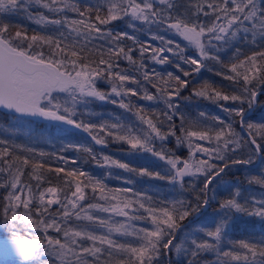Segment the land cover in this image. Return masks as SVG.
<instances>
[{"label": "snow or ice", "instance_id": "6c2138e0", "mask_svg": "<svg viewBox=\"0 0 264 264\" xmlns=\"http://www.w3.org/2000/svg\"><path fill=\"white\" fill-rule=\"evenodd\" d=\"M33 4L46 9L53 17L32 14ZM173 7L171 0H103L95 8L88 6L84 10L71 0H0V15L24 12L37 25L55 26L53 30L57 33L56 36L33 34L29 38L26 32L16 31L12 36L8 35L9 25L0 23V106L22 116L42 117L82 129L96 145L107 147L111 137L113 142L126 143L136 152L151 153L169 166L166 175L174 187L179 185L183 189L185 178L203 177V188L196 194L197 201L203 194L202 203L193 205L174 200L159 206L151 197L131 188L111 189L83 170L52 167L43 160L18 156L9 147H3L0 163L5 167H0V173L6 174L7 178L0 180V189L6 190L0 198V231L10 233L16 252L26 264H157L162 250L165 255L173 247L177 252L182 250L180 244H174L178 227L176 218L184 220L190 212L206 208L210 185L230 165L253 163L251 156L247 159H233V156L245 145L255 146L257 154L264 151V143L259 142L264 141V123H247L246 135H242L235 130L231 120L225 122L215 117L214 123L209 125L204 112L199 113V119L186 121L179 112V104L174 101L180 98L181 90L186 89L190 81L172 72L166 75L155 70L149 72L143 62L145 54L150 53L155 64H175L187 78L192 72L198 73L206 67V60L216 61L226 69V72L216 74L238 86V89L233 88L238 94H226L205 82L201 90H193V95L213 101L231 100L240 105L247 102L249 110L252 109L261 94L258 88L264 89V50L240 58L242 51L236 44H264V0H210L206 4H196L194 12L179 18L172 15ZM69 11L80 18H70ZM102 12L106 15L102 16ZM201 13L205 17L214 16L210 26L200 19ZM116 20H126L134 32L143 30L144 25H155L172 36L152 34L151 40L160 42L154 47L147 42L141 43L134 33L101 27ZM136 22H140L139 25ZM125 40L132 41V46L126 45ZM181 42L186 44L182 46ZM44 46L49 49L47 53ZM189 46L196 50L195 56L185 55ZM225 46H228L226 50L235 48L234 59L227 64L219 54ZM136 50L140 53L139 60L134 57ZM173 57L195 67L191 71L184 70ZM122 60L131 64L138 75L121 69ZM101 80L110 85L109 91L98 88ZM146 84H151L155 93L149 91ZM62 95L63 99L60 98ZM129 97L155 101L164 108L149 115L143 105L134 104ZM94 101L117 105L136 119L125 121L117 116L111 122L98 124L75 119L78 114L92 115L87 111L80 113V109L87 110ZM221 107L239 117L241 129L245 128L242 106ZM178 114L179 129L174 123ZM170 137H175L177 148L187 146V157L166 154L168 150L164 145ZM157 141L161 146L159 151ZM6 144V140L0 139V145ZM68 147L87 154L101 168L135 171L128 163L107 155L98 159L90 146ZM22 151L39 157L50 155L31 147L22 148ZM58 159L65 165L69 160L73 165L79 163L75 158L63 155ZM29 166V179L25 181L23 177ZM45 171L55 172L58 181L59 174L64 173L63 187L52 186L50 181L48 187H43ZM140 175L165 178L146 169H140ZM31 181L37 183L33 185ZM249 183L264 187V175ZM192 190H196L195 184ZM231 191L232 194L219 203V221H214L211 227H200L199 232L207 239H198L196 232L189 234L190 247L183 249L186 254L190 252L189 264H197L198 258L205 253H215L217 264H264V234L260 239L229 241L231 247H222L231 227L232 214L245 213L264 223V199L252 198L241 203V190ZM90 199L96 202H88ZM95 213L109 215L105 218ZM83 221L88 223H78ZM33 232L38 234L30 235Z\"/></svg>", "mask_w": 264, "mask_h": 264}, {"label": "trees", "instance_id": "16d2710c", "mask_svg": "<svg viewBox=\"0 0 264 264\" xmlns=\"http://www.w3.org/2000/svg\"><path fill=\"white\" fill-rule=\"evenodd\" d=\"M72 3L77 4V6L84 10L88 6H92L95 8L99 4L103 2V0H71ZM174 7L171 10L172 15L176 18H179L181 15L195 11V5L198 3L210 2V0H171ZM159 7H164L162 5H157ZM207 10V9H205ZM32 14L43 13L49 17H53L52 13H49L46 9L40 8L39 6L33 4L31 7ZM67 15L70 18L79 19L80 17L74 13L69 11ZM93 17L95 16V12L92 13ZM101 15H106V12H102ZM200 19L204 21V23L208 26L211 25L214 16L209 15L205 17L202 13L200 14ZM30 21V22H29ZM32 20L28 18V14L24 12H17L15 14H2L0 15V23H7L9 25L8 35H15L16 31L26 32L28 37L30 38L33 34L36 35H52L56 36L57 33L53 30L55 26H40L37 24L31 23ZM139 25L140 22H136ZM107 27L115 31H127L133 30L127 26L126 20H116L112 21ZM149 28H151V32H149ZM145 30V31H144ZM144 32L145 42L152 46H156V40H151V33H161L166 35V37H171L172 33L166 32L163 29H157L155 25H144L143 30L131 32L136 36L142 35ZM179 40V38H176ZM141 43H144L140 40ZM126 45L132 46V41L125 40ZM182 46L186 44V42H181ZM27 46V41L24 42V47ZM236 47H239L242 51V55L240 58L244 56L250 55L252 52H258L264 50V44L261 45H251L240 42L236 44ZM228 46L222 48L220 50L221 60L227 64L231 63L234 59L235 48L228 49ZM39 50V49H36ZM44 51L47 53L49 51L47 46H44ZM150 53H146L143 59L144 64L147 65L150 69H154L157 72H160L163 75H166L167 72H172L174 75L181 76L182 79H188L190 81L189 86L186 89L181 90V96L174 103L179 104V112L183 115L185 120H195L199 119V113L204 112L206 117L204 119L207 120L209 125L214 123V118L219 117L225 122L234 121V128L237 132H240L242 135L243 132L240 130V119L236 117L234 114H229L223 110L221 106L234 108V107H243L245 112L249 111L248 104L245 102L243 105H240L239 102H233L231 100L224 101H213L209 99H205L203 97H197L193 95V90H201L205 82L213 85L217 88V90L224 92L226 94H238L233 92V88H237L238 86L234 85L231 81L225 80L222 75H217V72H226V69L222 68L219 63L213 60H206V67L202 68L200 72H192L191 75L187 78L183 76V72L178 70L175 67V64H167L162 68L157 67V65L150 59ZM186 56H195L196 50L192 47H187L185 49ZM148 56V57H147ZM134 57L139 60L140 53L138 50L134 52ZM176 61V63H181L182 68L184 70L191 71V68L195 66H189L188 64H183L182 61H179L176 57L172 58ZM124 70L135 69L131 64H129L126 60H122ZM164 68L166 72H164ZM143 81V80H142ZM163 85V81H161ZM149 91L155 93V89L151 87V84L145 85ZM259 90H264L262 88H258ZM134 104L139 105V100H131ZM151 105L154 104L153 108H146L145 110L149 115H151L154 111L159 112L164 108L163 104L157 105L155 101H150ZM135 108L133 112H135ZM83 110L80 109V113ZM88 116V115H86ZM83 114H78L75 119L78 121L83 120L84 122H92V123H102L105 121L111 122L112 118L117 116L123 117L125 121L131 119L135 121V116L131 113L126 112L121 108H112L109 104H103L102 109L97 110L94 114L90 115L89 120ZM174 123L176 128L179 129L181 120L180 115L178 114L174 117ZM247 123H264V94H260L257 97V103L254 111L249 115V117L245 118V129ZM247 130V129H246ZM48 134H50L53 138H55L52 142H40L41 138H45ZM72 134V136L77 139L84 140L88 146L92 147L98 157V159L102 155H107L112 159L118 160L120 162L128 163L131 168H134L135 171H125L124 169L116 168V167H104L101 168L98 166L97 161L93 160L90 156L83 153L82 151L78 152L73 147H68L69 145L74 144H65L64 138L66 135ZM179 135V133H177ZM84 138V139H83ZM0 139H4L7 141L6 145H0V149L3 147H9L10 151L18 156H29L30 159L35 160H43L46 165H51L52 167H62L67 170H72L74 168L83 170L87 173H90L94 178L101 179L104 184L111 189L115 188H131L134 192H138L143 194L145 197H151L152 201L157 202L159 206H162L165 202H171L174 200H184L185 203H191L193 205L197 203H202L204 196L200 195V200H196V194L199 192L201 188H203V177H193V178H185V186L182 189L179 185L175 187L169 183L167 179L166 173L169 170V166L165 161L160 160L158 157L153 156L151 153L147 152H136L132 150L129 145L126 143L113 142L111 137L108 138L109 143L107 147H103L101 145H96L92 140L90 141L87 137L83 135H79L74 132H67L63 130L61 127H55L50 124L40 123L38 121L31 120L29 118H20L17 116H13L11 114L3 113L0 110ZM260 143H264V141H259ZM19 146V147H17ZM34 148L37 151H43L45 153H49V156L39 157L34 154H30L26 151H22V148ZM160 142L157 141L156 148L157 151L160 150ZM164 148L168 150L166 154L174 153L175 155L180 156L181 158L187 157V146H183L181 148H177L175 137H170L169 140L164 145ZM251 148V150H250ZM64 149V151H61ZM261 163L256 168H250L249 165H231L226 171L217 178L213 184L210 185L209 188V204L208 208L205 209L202 214L190 225L184 227L180 230L178 237L174 240V244L181 245V251L177 252L175 247L170 251V261L171 264H189V260L191 259L190 252L185 253L183 251L184 248L190 247V239H188L189 234L196 232L198 239H207V237L203 236L202 233L199 232L201 226L211 227L213 226L214 221H219L220 214L218 213L219 203L229 197L232 194V189L239 188L241 190L240 202L244 203L245 200L251 201L252 198L256 200L264 199V187L256 183H249L253 178H261L264 175V151L261 152ZM63 155L66 158H75L79 163L74 165V168L71 166L72 163L69 160V163L65 165L61 162L58 157ZM251 156L253 163L256 162L258 154L254 151V146L245 145L240 152H238L233 159L236 158H244L247 159ZM11 159V157H9ZM100 163H103V160H99ZM219 163V162H217ZM252 163V164H253ZM251 165V164H250ZM0 167H5L2 163H0ZM140 169H146L149 173H160L161 176H164V179H160L156 176L149 175H140ZM31 171L30 166L26 168L25 175L23 179L27 181L29 178L27 176V172ZM44 175L46 176V181L43 184V187H48L51 182L52 186L63 187V179L65 178L64 173H60V180L57 179V174L55 172L45 171ZM6 174L0 173V180L6 179ZM71 179V178H68ZM83 179V178H81ZM33 185H35L36 181H31ZM195 184L196 190H192V186ZM89 196L91 197V189L88 190ZM6 194L5 189H0V198ZM128 196H132V193H128ZM214 197V198H213ZM88 202H96L95 200L90 199ZM103 203L102 201H100ZM0 203H2V199H0ZM54 209L56 206H53ZM249 209L251 208V204L248 205ZM201 208L200 210H202ZM199 210V211H200ZM198 211V212H199ZM197 211L190 212V215L186 217L184 220H180L178 217L176 218V223L179 224L186 222L193 216ZM116 220H122L123 218L115 217ZM231 219V227L228 230L227 237L222 243V247L227 249L231 247L229 241L236 240H250V239H260L261 235L264 234V223H262L257 217H249L245 213H234L230 217ZM78 223H88L87 221L78 222ZM177 230V229H176ZM100 231H104L100 229ZM51 232V230H50ZM41 236L42 233H39ZM52 235H55L54 232H51ZM26 236L29 234L25 233ZM10 234L8 232H3L2 238H10ZM217 256L215 253H205L202 254L197 261V264H217ZM0 261L4 264H26V262L20 261L14 257L4 258L0 257ZM157 264H168L167 255L163 254L159 258Z\"/></svg>", "mask_w": 264, "mask_h": 264}, {"label": "rangeland", "instance_id": "374dc122", "mask_svg": "<svg viewBox=\"0 0 264 264\" xmlns=\"http://www.w3.org/2000/svg\"><path fill=\"white\" fill-rule=\"evenodd\" d=\"M30 22V21H29ZM31 23H33V24H35L33 21L31 22ZM113 31H115V30H113ZM145 31V30H144ZM128 32L131 34V32H134V30H128ZM133 34V33H132ZM152 34H155V33H151V35ZM161 34V33H160ZM138 38H139V40H141L142 42H145V39L146 38H144V32L142 33V35H140V36H137ZM146 41H147V39H146ZM125 42V41H124ZM156 43H157V45L155 46V47H157V46H159V44H160V42L158 41V40H156ZM150 56V55H149ZM148 57V56H147ZM157 65V67H159V68H162V67H164L165 65H159V64H156ZM122 67H123V62L122 61H120V68L122 69ZM147 70L149 71V72H152L154 69H150L149 67H147ZM131 71V73L133 74V75H138V73L136 72V69H131L130 70ZM156 71V70H155ZM157 72V71H156ZM164 72H166V69L164 68ZM140 79H141V82L142 83H144L142 80H143V77L141 76L140 77ZM97 86H98V88L100 89V90H102V91H105V92H107V91H109V89H110V85L106 82V81H103V80H101V81H98V84H97ZM131 87H136V85H130ZM61 99H63V95L60 97ZM128 99H130V100H133V101H135V100H137L138 98L137 97H129ZM103 104H109L112 108H119L117 105H114V104H112V103H109V102H101V101H94L93 102V104L92 105H90L89 106V108L87 109V110H85V109H82L83 110V112L82 113H84L85 111H87V112H89V113H92V114H94L97 110H99L100 111V109H102V106H103ZM139 105H143L144 106V108L146 109V108H153L154 107V104L153 105H151V102L150 101H147V100H139ZM83 115V114H82ZM86 116V115H85ZM89 117H90V115H88V116H86V118L89 120ZM53 126H55V125H53ZM55 127H60V126H55ZM62 128V127H61ZM63 129V128H62ZM63 130H65V129H63ZM65 131H67V130H65ZM68 132V131H67ZM64 139V142H65V144H74V145H76V144H81V145H84V146H88V144L84 141V140H86V139H84V140H80V139H77L76 137H74V136H72V134H69V135H66L65 137H63ZM55 138H53L50 134H48L45 138H41L40 140V142H52L53 140H54ZM41 151V150H40ZM77 165V164H76ZM73 168H74V165L72 164L71 165ZM101 180V179H100ZM96 215H99V216H102V217H105V218H107V216L109 215V214H107V213H95ZM115 217H113V219H114ZM3 232H8L7 230H3V231H0V239L1 240H8V241H10L11 240V237L10 238H2V235H3ZM8 234H10L9 232H8ZM27 234H29V233H27ZM38 233H35V232H33V233H31L30 235H37ZM40 235V234H39ZM0 257H2V256H0ZM4 258H8V257H4ZM17 259V258H16ZM20 260V259H19ZM22 260V259H21ZM20 260V261H21ZM23 261V260H22ZM23 262H25V261H23ZM0 264H4L2 261H0Z\"/></svg>", "mask_w": 264, "mask_h": 264}, {"label": "water", "instance_id": "95a60500", "mask_svg": "<svg viewBox=\"0 0 264 264\" xmlns=\"http://www.w3.org/2000/svg\"><path fill=\"white\" fill-rule=\"evenodd\" d=\"M261 93L264 94V90H259ZM256 103L254 104V106L252 107V109H250L246 114H245V118L247 116H249V114L254 110V107H255ZM0 110L3 112V113H7V114H11L13 116H17V117H20V118H29L31 120H34V121H38L40 123H48L50 125H55V126H60L62 127L63 129L67 130L68 132L71 131V132H74V133H77V134H81L83 135L84 137H87L88 139L92 140L91 137L88 135V133H85L83 132L82 129H76L74 128L72 125H67V124H64L63 122H59V121H51V120H46L42 117H34V116H22L21 114L19 113H15L14 111L12 110H9V109H5L3 108L2 106H0ZM240 130L241 129V126H240ZM243 134L246 135V132L247 130L244 128L242 130ZM94 142V141H93ZM255 147V146H254ZM261 157H262V154L261 152L258 153V158H257V162L254 163V164H251L250 167L252 168H255L257 167L260 163H261ZM231 166V165H230ZM222 175V174H221ZM208 198H210V195H209V192H208ZM208 206L206 208H203L202 210H200L199 212L195 213L189 220H187L186 222L184 223H181L179 224V226L177 227V230L175 232V236L176 238L178 237L179 233H180V230L183 229L184 227L190 225L191 222H193L194 220H196L201 214L202 212L207 209ZM167 255V261H168V264H171V257H170V251L166 254ZM0 256L2 257H14V258H17V259H22L18 253L16 252L15 250V246L14 244L12 243V241H8V240H1L0 239ZM23 260V259H22Z\"/></svg>", "mask_w": 264, "mask_h": 264}]
</instances>
